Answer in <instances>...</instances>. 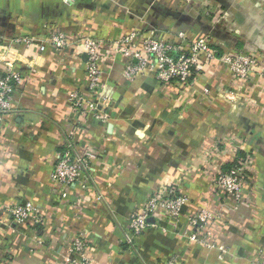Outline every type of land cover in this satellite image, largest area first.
Masks as SVG:
<instances>
[{"label": "crops", "instance_id": "obj_1", "mask_svg": "<svg viewBox=\"0 0 264 264\" xmlns=\"http://www.w3.org/2000/svg\"><path fill=\"white\" fill-rule=\"evenodd\" d=\"M216 5L219 10H211ZM48 27L107 40L140 27L156 28L165 38L178 32L191 39L209 34L220 51L264 59V0H0V54L24 77L0 134V264H67L68 241L78 232L86 236L92 264H166L171 258L179 264H253L259 259L264 77L234 79L215 62L180 89L158 82L153 73L129 79L125 59L106 53L101 81L109 116L99 121L92 113L71 112L68 104L70 91L85 90L84 54L73 47L46 45L39 51L12 42L16 36L45 38ZM68 140L80 150L93 146L96 151L87 201L77 185L67 199L60 198L51 181L56 155ZM246 155L252 169L243 187L245 200L236 203L214 186L213 175ZM164 182L189 196L180 219L151 218L152 226L132 236L130 213L141 210ZM19 201L37 207L43 215L40 228L12 220L7 207ZM201 209L218 214L202 230L210 232L216 247L188 238L193 231L188 217Z\"/></svg>", "mask_w": 264, "mask_h": 264}, {"label": "built area", "instance_id": "obj_2", "mask_svg": "<svg viewBox=\"0 0 264 264\" xmlns=\"http://www.w3.org/2000/svg\"><path fill=\"white\" fill-rule=\"evenodd\" d=\"M68 2L69 0H65ZM188 2L191 0H187ZM204 6L210 4L206 1ZM209 9L211 7H208ZM219 10L218 5L211 8ZM48 26V25H47ZM15 45H24L43 51L46 45L58 50L69 47L76 48L78 54L85 55V90L73 89L68 94V104L71 112L79 114L92 113L99 121L108 119L107 98L102 94L101 62L104 54L121 55L125 59L124 75L133 79L137 75L153 73L160 83L173 84L177 88H185L192 77L203 73L207 67L219 62L230 73L232 78L245 81L252 76L264 77V59L243 51H220L212 42L209 34L189 38L186 33H175L171 38H165L153 27H140L107 40L94 37L88 32H76L69 35L54 27H48L47 36H16L12 39ZM3 71L0 72V134L4 118L12 109L14 93L24 80L20 72L13 69L14 61L1 53ZM227 97H229L227 95ZM101 98L103 99L100 102ZM96 151L92 146L80 150L68 140L66 149L56 155L51 172V181L59 188L56 193L60 198L67 199L70 187L76 185L83 192L82 200H89V191L94 187L89 176L96 162ZM252 169V159L246 156L237 157L227 168H217L214 173V186L236 203L243 202L245 195L243 187ZM83 200V201H84ZM189 196L182 192L173 182L160 183L154 187L141 210H134L127 220V228L132 236L140 235L152 226L151 218L165 216L169 221H178L184 206L189 202ZM7 213L19 226H37L42 223L43 215L31 201L15 202L7 207ZM217 213L201 209L188 217V223L193 228L188 238L208 247H216L210 237V232L202 233L205 226L215 218ZM88 243L84 233L78 232L68 241L69 255L67 264H92V259L86 254ZM222 252L226 249L219 246ZM260 258L253 264H264V243L259 248ZM166 264H179L171 258Z\"/></svg>", "mask_w": 264, "mask_h": 264}, {"label": "trees", "instance_id": "obj_3", "mask_svg": "<svg viewBox=\"0 0 264 264\" xmlns=\"http://www.w3.org/2000/svg\"><path fill=\"white\" fill-rule=\"evenodd\" d=\"M35 228H40V224H39V225H37V226H35Z\"/></svg>", "mask_w": 264, "mask_h": 264}, {"label": "water", "instance_id": "obj_4", "mask_svg": "<svg viewBox=\"0 0 264 264\" xmlns=\"http://www.w3.org/2000/svg\"><path fill=\"white\" fill-rule=\"evenodd\" d=\"M150 220H153V219H150Z\"/></svg>", "mask_w": 264, "mask_h": 264}]
</instances>
